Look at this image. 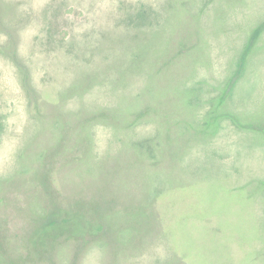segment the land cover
<instances>
[{"label":"rangeland","instance_id":"1","mask_svg":"<svg viewBox=\"0 0 264 264\" xmlns=\"http://www.w3.org/2000/svg\"><path fill=\"white\" fill-rule=\"evenodd\" d=\"M0 264H264V0H0Z\"/></svg>","mask_w":264,"mask_h":264}]
</instances>
